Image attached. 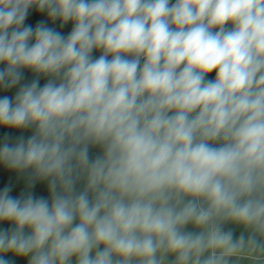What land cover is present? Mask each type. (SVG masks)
<instances>
[{
	"label": "clouds",
	"instance_id": "obj_1",
	"mask_svg": "<svg viewBox=\"0 0 264 264\" xmlns=\"http://www.w3.org/2000/svg\"><path fill=\"white\" fill-rule=\"evenodd\" d=\"M0 92V264H264V0H0Z\"/></svg>",
	"mask_w": 264,
	"mask_h": 264
},
{
	"label": "trees",
	"instance_id": "obj_2",
	"mask_svg": "<svg viewBox=\"0 0 264 264\" xmlns=\"http://www.w3.org/2000/svg\"><path fill=\"white\" fill-rule=\"evenodd\" d=\"M174 2V0H173ZM31 19L30 18V21L31 22ZM67 30H70V25L68 26L67 29H65L64 31H67ZM28 79L31 80L32 79V76L30 74H28ZM45 81L42 79L41 80V85L44 83ZM4 94H8V95H12L13 93H2L0 92V95H4ZM2 134V133H0ZM18 134V133H17ZM28 133H26L25 135H27ZM6 183H11L12 186H13V192L12 194L13 195H18L20 191H22V188H23V178H20L18 181H14L11 177V174L6 176V177H0V189L3 188V186L6 184ZM33 193L36 195V196H41V195H47L46 192L43 190L42 187H40L39 185L36 186L34 189H33Z\"/></svg>",
	"mask_w": 264,
	"mask_h": 264
},
{
	"label": "rangeland",
	"instance_id": "obj_3",
	"mask_svg": "<svg viewBox=\"0 0 264 264\" xmlns=\"http://www.w3.org/2000/svg\"><path fill=\"white\" fill-rule=\"evenodd\" d=\"M93 151H95V150H93ZM11 177H12V179L16 182V181H18L21 177H19V176H17L16 174H11Z\"/></svg>",
	"mask_w": 264,
	"mask_h": 264
}]
</instances>
